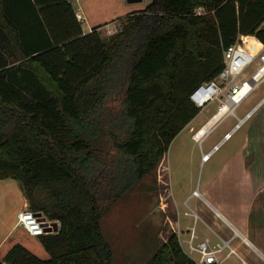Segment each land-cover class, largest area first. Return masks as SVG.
I'll use <instances>...</instances> for the list:
<instances>
[{
  "label": "trees",
  "instance_id": "16d2710c",
  "mask_svg": "<svg viewBox=\"0 0 264 264\" xmlns=\"http://www.w3.org/2000/svg\"><path fill=\"white\" fill-rule=\"evenodd\" d=\"M263 17L264 0H149L104 39L69 0H0V178L58 222L36 235L46 257L14 242L0 264H115L101 215L197 113L222 48L264 43ZM142 264L198 263L170 230Z\"/></svg>",
  "mask_w": 264,
  "mask_h": 264
},
{
  "label": "rangeland",
  "instance_id": "374dc122",
  "mask_svg": "<svg viewBox=\"0 0 264 264\" xmlns=\"http://www.w3.org/2000/svg\"><path fill=\"white\" fill-rule=\"evenodd\" d=\"M148 1L122 2L139 9ZM118 23L114 22L111 32ZM111 32L101 29L100 35L105 39ZM251 70V66L246 68L247 72ZM263 92L264 82H258L235 105L234 114H224L208 132L194 138L197 124L192 123L199 118L201 122L218 102L209 100L171 138L155 168L143 174L107 208L99 219V227L111 247L115 264H142L176 223L185 231L193 227L195 242L205 235L220 244L221 239L194 216L196 213L211 222L209 214H214V210L231 219L252 244L236 236L231 242V259L224 257L228 249L225 247L216 253L221 254L216 256L217 264H264V133L253 131L255 123L263 119L264 101L222 137L236 116H241ZM21 206L18 180L10 176L0 178V253L19 242L38 257H46L37 236L27 235L21 225L13 224ZM192 255L199 257L197 252Z\"/></svg>",
  "mask_w": 264,
  "mask_h": 264
},
{
  "label": "built area",
  "instance_id": "2783aa9c",
  "mask_svg": "<svg viewBox=\"0 0 264 264\" xmlns=\"http://www.w3.org/2000/svg\"><path fill=\"white\" fill-rule=\"evenodd\" d=\"M195 12L202 10L197 6ZM79 19V14L75 15ZM264 26V17L261 21ZM121 28L118 23L114 30ZM113 29L110 30V32ZM264 43L254 34H238L237 38L222 48L221 67L217 73L207 80L196 83L188 93L189 99L199 108L209 100L217 99V104L210 117L216 115L217 122L224 114H234V107L258 82H264ZM252 68L246 71L247 67ZM264 94L241 116L225 130L222 137H226L242 120L250 115L256 105L262 100ZM209 129L206 128V131ZM193 192V191H192ZM16 223L30 235H38L45 232L44 228L52 229L51 221L46 219L42 213L30 210L27 207L16 213ZM227 239H221V243L211 247L207 238L200 239L195 244L199 255L198 264H217L215 251L222 248Z\"/></svg>",
  "mask_w": 264,
  "mask_h": 264
},
{
  "label": "crops",
  "instance_id": "0c3cea01",
  "mask_svg": "<svg viewBox=\"0 0 264 264\" xmlns=\"http://www.w3.org/2000/svg\"><path fill=\"white\" fill-rule=\"evenodd\" d=\"M72 6V9L74 11V14H79V22H80V28L82 30V32H85L87 30L90 29V27L92 25L95 24H100L96 27V30L98 31L99 35H100V30L101 29H106V31H109L113 28L114 26V22L117 21L118 18H121L125 13H127L130 10L133 9H137L136 5H130V4H126L123 3V0H88L87 3H81L79 2V0H69ZM73 1H75V3H73ZM86 1V0H85ZM127 2H134L135 0H126ZM82 21L85 22V24H82ZM101 36V35H100ZM264 49V48H263ZM253 89V88H252ZM251 91V90H250ZM249 91V92H250ZM248 92V93H249ZM247 93V94H248ZM264 94V92L260 95V97ZM259 97V98H260ZM257 101V100H256ZM264 101V97L262 98V100L256 105V107L261 104ZM253 105V104H252ZM251 105V106H252ZM250 106V107H251ZM249 107V108H250ZM255 107V108H256ZM248 108V109H249ZM254 108V109H255ZM247 109V110H248ZM253 109V110H254ZM252 110V111H253ZM199 111V110H198ZM197 111V112H198ZM246 111V110H245ZM244 111V112H245ZM213 112V111H212ZM211 112V113H212ZM211 113L205 117L201 122L200 118L197 119L196 121H194L192 123V126L197 124V127L195 128V131L193 134L197 133L198 131H200L201 129L204 128L203 132L206 133L208 132L215 123V118L216 115L210 117ZM252 113V112H251ZM250 113V114H251ZM197 114V113H196ZM195 114V115H196ZM195 115L189 120L187 121L185 124H187L188 122H190ZM247 118V117H246ZM245 118V119H246ZM243 121V120H242ZM241 121V122H242ZM240 122V123H241ZM239 125V124H238ZM237 125V126H238ZM236 126V127H237ZM191 127V125H190ZM209 129L206 131V128ZM254 130L253 131H257L258 134H263L264 133V116L263 119L258 121L257 123H255V125L253 126ZM259 130H261L262 132H258ZM204 133H202L201 135H203ZM192 134V137L194 136ZM200 135V136H201ZM194 138H197L196 136H194ZM199 138V137H198ZM203 157H206V154H203ZM193 191V190H192ZM196 194L198 195L197 197L200 196L199 192L196 191ZM207 203V202H206ZM26 205L25 199L22 195V206L20 209L24 208V206ZM212 208V207H211ZM210 208V209H211ZM18 209L16 211V213L20 210ZM213 209V208H212ZM214 214L212 213V215L209 214V218H211V222H208L206 220H204L203 218H201L198 214L194 213V216L199 217L203 224L219 239H227V242L222 246L221 249H219L220 251L223 250L225 247H227L228 249L225 250V255L224 257L230 258L231 259V252L234 250L233 249V245L231 244V242L235 239L236 236H241L242 240H244V242L248 245H252L245 237L242 236V233L236 229L235 225L233 224L234 222L231 219H228L226 217H224L223 215H221L219 212H217L216 210H214ZM15 213V215H16ZM210 213V212H209ZM216 215L219 216L220 218H216ZM13 224H16V217L13 221ZM177 225L174 227L172 226V230L176 233L179 243L181 245V247L183 248V250L191 257L193 258L196 262L199 261V257H196L194 255H192V252H197L195 247L196 242L194 241V237H195V230L193 229V227L190 226V229L187 230L188 228H185V230H183L181 227H178V223H176ZM23 229V228H22ZM23 231H25L23 229ZM219 231V232H218ZM26 232V231H25ZM27 233V232H26ZM224 234L226 236H224ZM27 235H30L27 233ZM203 238H207V236H203L200 237V239ZM38 240V238H37ZM39 242V240H38ZM207 242L209 244V246L211 247H216L217 246V241H212L209 240L207 238ZM40 244V242H39ZM25 246V245H24ZM42 246V245H41ZM26 247V246H25ZM37 249L39 250L38 246H36ZM8 248V247H7ZM27 248V247H26ZM29 249V248H28ZM30 250V249H29ZM219 250L215 251V256H220L218 254H216ZM31 251V250H30ZM5 251H1L0 253V258L3 255V253ZM47 253V252H46ZM198 253V252H197Z\"/></svg>",
  "mask_w": 264,
  "mask_h": 264
},
{
  "label": "water",
  "instance_id": "95a60500",
  "mask_svg": "<svg viewBox=\"0 0 264 264\" xmlns=\"http://www.w3.org/2000/svg\"><path fill=\"white\" fill-rule=\"evenodd\" d=\"M51 224H52V229L55 230L57 228V222L56 221H52ZM44 231L48 232V231H50V229L49 228H44Z\"/></svg>",
  "mask_w": 264,
  "mask_h": 264
},
{
  "label": "bare ground",
  "instance_id": "6f19581e",
  "mask_svg": "<svg viewBox=\"0 0 264 264\" xmlns=\"http://www.w3.org/2000/svg\"><path fill=\"white\" fill-rule=\"evenodd\" d=\"M203 130H204V128L201 129L200 131H198L194 136L199 137L202 133H204ZM194 193H196V191H194Z\"/></svg>",
  "mask_w": 264,
  "mask_h": 264
}]
</instances>
